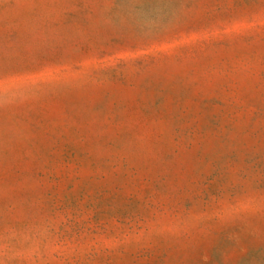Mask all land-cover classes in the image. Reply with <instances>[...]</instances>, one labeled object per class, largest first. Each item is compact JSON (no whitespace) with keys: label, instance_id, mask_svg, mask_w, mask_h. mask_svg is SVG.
I'll return each mask as SVG.
<instances>
[{"label":"rangeland","instance_id":"obj_1","mask_svg":"<svg viewBox=\"0 0 264 264\" xmlns=\"http://www.w3.org/2000/svg\"><path fill=\"white\" fill-rule=\"evenodd\" d=\"M0 264H264V0H0Z\"/></svg>","mask_w":264,"mask_h":264}]
</instances>
